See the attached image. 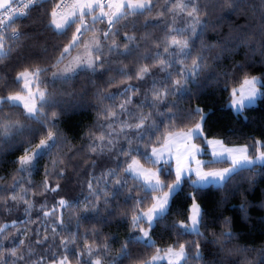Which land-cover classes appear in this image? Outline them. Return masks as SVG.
Masks as SVG:
<instances>
[{
  "label": "clouds",
  "instance_id": "clouds-1",
  "mask_svg": "<svg viewBox=\"0 0 264 264\" xmlns=\"http://www.w3.org/2000/svg\"><path fill=\"white\" fill-rule=\"evenodd\" d=\"M72 2L32 0L22 22L0 27V264H58L62 255L65 264H152L157 249L180 245L179 264H264V159L255 152L264 0H121L118 11L93 0L57 27L52 13ZM244 79L258 95L235 108ZM180 132L192 134L204 167L229 169L222 180L188 171L177 180L175 160L157 158L153 149ZM208 137L249 145L251 162L213 159ZM133 160L159 175L161 190L129 170ZM167 192L150 228L131 223ZM193 199L198 231L187 219ZM34 212L44 231L32 228Z\"/></svg>",
  "mask_w": 264,
  "mask_h": 264
},
{
  "label": "snow or ice",
  "instance_id": "snow-or-ice-1",
  "mask_svg": "<svg viewBox=\"0 0 264 264\" xmlns=\"http://www.w3.org/2000/svg\"><path fill=\"white\" fill-rule=\"evenodd\" d=\"M137 3H140V0H129L130 6ZM114 5L117 6L118 11L119 7L122 6L121 0H109L108 6L113 7ZM31 6L32 0H0V27L10 25L17 15H27V10ZM94 6L93 0H73L72 4L67 6V10L64 13L59 16L56 12L52 13V22L59 27L68 16L75 15L77 9L83 12L85 8ZM21 75L25 78V87L29 89V96H32L33 94L31 93L30 86L34 79L33 74L25 71ZM257 95V82L254 79H244L239 88L233 89L232 91V105L235 108H242L245 102L256 99ZM14 99L24 101L25 107L29 108L27 102L29 97L17 95ZM31 110L32 109L29 108V111ZM197 129H200L199 125H197ZM191 140V133L180 132L169 134V136L165 139L162 148L153 149V151L157 154V158H159L160 155L167 153L175 160L177 180L182 178L185 171L194 172V174L202 181L210 178L222 180L225 173L229 171V169L204 167L203 162L197 158V145L189 144V141ZM43 143L44 142L41 141V145H43ZM206 143L213 159L223 160L227 158V160L233 165L251 162L250 146L247 144H229L225 140L217 137H208ZM255 152L260 159H264V138L255 141ZM32 159L33 156L25 153V155L20 157L22 166H30ZM128 168L143 177L147 186L153 191L161 190L162 185L159 175L156 172L151 169L144 168L136 160H133L128 165ZM49 190H53L51 186H49ZM169 195L170 192H167L164 193L163 197H153V203L151 206L146 209L139 210L135 215H133L131 223L138 227L142 224H146L150 228L152 223L155 221L157 214L164 211L167 207ZM59 203L63 205L64 202L60 201ZM63 211V208H61V224H63ZM45 215H51V213L46 212ZM200 217V205L195 201V199H193L189 209V215L187 217L188 221H190L192 225V228L190 229L191 231H198ZM181 226H184L183 222ZM140 231L145 238L149 237V231H145L143 228H141ZM45 239H47L46 236ZM183 252L184 245H180L179 250H176L172 246L168 247L164 251L163 256L160 255V250L157 249V255L153 257L152 264H158V261L160 260H167V264H179V261L183 256ZM89 255H91V252ZM51 259L55 260L56 258L51 257ZM70 259V256L62 255L59 258L58 264H65V261H70ZM96 264H99V262H96Z\"/></svg>",
  "mask_w": 264,
  "mask_h": 264
},
{
  "label": "trees",
  "instance_id": "trees-1",
  "mask_svg": "<svg viewBox=\"0 0 264 264\" xmlns=\"http://www.w3.org/2000/svg\"><path fill=\"white\" fill-rule=\"evenodd\" d=\"M15 22H22V17L21 18H18L15 20ZM42 175V173H38L37 174V179L40 178V176ZM37 199V202H42L43 201V198H36ZM182 201V197H177V202L180 203ZM42 216V213H38V212H34L33 213V218H36L38 220L37 224H34L32 225V228L35 230L36 228H39L41 231H44L46 225L44 224H40L39 223V217ZM125 228L124 225H121L120 226V231H123V229ZM111 231L113 232H117V227L115 225H113V227L111 228Z\"/></svg>",
  "mask_w": 264,
  "mask_h": 264
},
{
  "label": "built area",
  "instance_id": "built-area-1",
  "mask_svg": "<svg viewBox=\"0 0 264 264\" xmlns=\"http://www.w3.org/2000/svg\"><path fill=\"white\" fill-rule=\"evenodd\" d=\"M18 18H21V16H19V15L15 16V18H14L13 21H15V20L18 19ZM5 31H6V29H5Z\"/></svg>",
  "mask_w": 264,
  "mask_h": 264
}]
</instances>
